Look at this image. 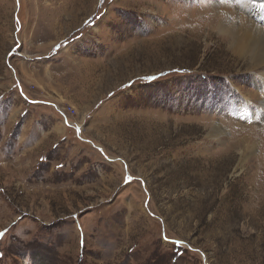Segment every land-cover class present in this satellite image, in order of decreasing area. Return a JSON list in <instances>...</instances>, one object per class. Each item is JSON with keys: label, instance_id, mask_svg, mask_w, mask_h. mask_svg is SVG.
I'll list each match as a JSON object with an SVG mask.
<instances>
[{"label": "rangeland", "instance_id": "rangeland-1", "mask_svg": "<svg viewBox=\"0 0 264 264\" xmlns=\"http://www.w3.org/2000/svg\"><path fill=\"white\" fill-rule=\"evenodd\" d=\"M224 8L255 21L0 0V264H264V106Z\"/></svg>", "mask_w": 264, "mask_h": 264}, {"label": "bare ground", "instance_id": "bare-ground-1", "mask_svg": "<svg viewBox=\"0 0 264 264\" xmlns=\"http://www.w3.org/2000/svg\"><path fill=\"white\" fill-rule=\"evenodd\" d=\"M241 1L255 21L224 8V13L218 15L219 32L231 53L248 60L249 72L257 77L256 86L260 92H249L245 96L246 100L253 103L256 100V104L264 106V94L261 91L264 90V0H261V3L251 2V0ZM241 4L237 3V7H240ZM252 97L254 100H251ZM212 131H218V128L215 127Z\"/></svg>", "mask_w": 264, "mask_h": 264}, {"label": "snow or ice", "instance_id": "snow-or-ice-1", "mask_svg": "<svg viewBox=\"0 0 264 264\" xmlns=\"http://www.w3.org/2000/svg\"><path fill=\"white\" fill-rule=\"evenodd\" d=\"M101 152L103 151L102 149L100 150ZM106 159H108L107 157H105ZM114 161H111L109 160V163H113ZM58 167H62V165H58ZM132 180V177L131 176H127L125 177V183H129L130 181ZM6 232H7V229L3 232H0V238L4 237L6 235ZM166 238V237H164ZM174 243H177V244H180V243H183L182 241L180 240H177V241H174ZM4 255L3 252H0V258H2ZM176 253L175 251L173 252V256L175 257Z\"/></svg>", "mask_w": 264, "mask_h": 264}]
</instances>
